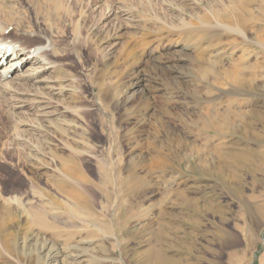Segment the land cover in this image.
<instances>
[{"label": "rangeland", "instance_id": "obj_1", "mask_svg": "<svg viewBox=\"0 0 264 264\" xmlns=\"http://www.w3.org/2000/svg\"><path fill=\"white\" fill-rule=\"evenodd\" d=\"M247 1L256 17L243 34L208 41L218 30L204 31L203 16L228 25L221 16ZM0 26L23 44L55 42L65 85L38 102L0 81V198H39L33 209L44 206L38 190L61 198L54 167L75 158L76 174L106 185V195L88 186L95 210L123 224L121 244L82 230L64 247L34 230L18 248L42 236L53 245L40 251L45 264H264V118L254 137L240 121L251 108L264 117V0H0ZM207 56L222 83L199 70ZM222 101L243 115L229 131H204V111ZM119 179L134 191L116 190Z\"/></svg>", "mask_w": 264, "mask_h": 264}, {"label": "bare ground", "instance_id": "obj_2", "mask_svg": "<svg viewBox=\"0 0 264 264\" xmlns=\"http://www.w3.org/2000/svg\"><path fill=\"white\" fill-rule=\"evenodd\" d=\"M245 4L247 6L251 3L247 1ZM246 6L244 9H240L239 12H237V10H232L227 12L224 17L220 15L221 19L223 18L224 21L228 23V25L220 22V19H218L219 14L217 13L211 12L209 16L204 15L202 18L203 21L201 22L204 24V31H208L210 29L218 30V32H215L209 36L210 38L208 41L214 40L215 37H222V35H225L226 33L242 35V31H244L246 24L250 23L256 17V13H254L253 10L254 8H248V6ZM2 27L0 26V81L2 84H11V86L14 88L15 86H20V89L22 88V90L25 86L26 88H24L26 91H29L31 88L33 90L31 92H33V95H35V97L32 98L33 100L35 99L34 101L37 100L38 102H44L43 100L45 98L41 99V97H36V94L41 93L43 89L48 88L49 90L60 88L62 90L63 86L65 85H62V83H60V81L57 79L59 76L58 74L61 72V67L56 59V56H59V51L57 49V45L55 46V42H49L46 40L30 45L23 44L17 40L15 41L8 38L5 34V29H3L4 27ZM200 28L201 27H199V29ZM181 34L182 33H180V35ZM184 35L187 38H193V36H197L195 33L191 35L188 32L184 33ZM157 47L158 46L155 47V50L159 51ZM183 48H186V44L183 45ZM130 51L131 50L127 48L124 51L122 58H125V54H129ZM217 60L216 58L213 59L209 56H207V58L205 57L204 62L200 61L201 63L203 62V64L199 66L202 67V69L199 70L202 71L204 77H212L215 83L220 84L222 83L221 78H223V80L225 78L221 76L219 67L217 65ZM239 62L240 59L237 58L233 67L235 68L238 66ZM140 77H142V75L134 76L136 79ZM180 78H189V76L188 74H181ZM241 79L242 78H240L237 74H234L231 77V80L238 84L242 81ZM132 84H134V81L130 83V85ZM13 87H10L9 90H11V88L13 89ZM28 87L30 88L27 89ZM12 91H14V89ZM15 93L17 94V92ZM53 93L55 92L53 91ZM227 94L228 92H225L221 94L223 96L215 100H221L222 97ZM48 99L50 98L48 97ZM208 100H210V98ZM215 100L209 102L212 103L215 102ZM239 103L236 102L238 106ZM42 105L44 108L45 105ZM248 112L250 115L249 119L246 120L245 118H241L240 121H243L246 125L243 127L244 132L247 133V135H252L254 137L255 134H249L247 130L253 126L255 120L258 118L263 119L264 117L261 115L255 116L254 108L249 109ZM243 113V111L236 112L229 104H225L224 101H222L219 110H210L207 108V110L204 111L203 118L201 120V128L204 131L206 129V132L208 133L212 131H229V129L234 126L232 125L234 123L232 117L235 115L240 117L243 115ZM223 128H225V130ZM87 154L90 155L89 153ZM58 161L61 164L60 167L54 168H57L59 174H62L63 179L55 182L53 186L55 187V192L58 193L61 198H56L54 197L55 195L52 196L48 194V192L45 193V191L43 192L38 190L39 194L41 195L40 199H44V206L39 205V207L37 206L36 208V205L33 202L36 201L37 204L39 198L37 200L35 197L36 200L33 199L34 201L31 198V200L29 199L31 202L33 201L31 205H35V209H33V206L31 207V205H27L25 207L24 202L18 198L21 196L16 197L10 195L8 198L1 196L4 206L3 210L7 211L8 213L6 216H3L2 214L0 215V259L2 262L11 259L10 261L14 260L13 263L16 264H45L44 257L40 254V251L46 248L49 251L51 248H53L52 244L46 246L45 241L47 239L40 236L34 242L29 240L28 243H23L22 247H17L18 240L21 238H23L24 241L27 240V235L32 233L34 230H37V234L39 233L38 231H43L51 238L60 239V241L64 243V247H70L69 242L71 239L75 234L81 232L82 230H85L86 234H90L91 236L94 235L95 237L99 236L103 238L110 235H115L118 239L119 233H122L123 224H120L118 229H114V227L111 226L112 224L110 220L102 218L99 212L95 210L97 202L95 200L94 193L90 192V187L88 186L90 185L93 191L97 193L104 192L106 195L108 192L105 188L106 185L90 182L89 179L83 174H76L77 169L75 167H77V163L75 162L77 161L75 158ZM115 186L116 190H118L121 194L127 192L132 193L134 191L133 187L126 185L124 180H116ZM37 188L38 187L35 186L33 190L36 191ZM33 193L35 192L32 191L31 194ZM39 194H37V196ZM30 201H26V203L28 204ZM124 205V200L120 199L118 201L119 208L124 209ZM21 217L24 218L21 219ZM104 219H106L107 222H105ZM150 233L152 234V231ZM152 236L154 237V235ZM121 243L122 240L118 239V244ZM83 250H85V248H83ZM89 259L97 261V258H94V256H89Z\"/></svg>", "mask_w": 264, "mask_h": 264}]
</instances>
